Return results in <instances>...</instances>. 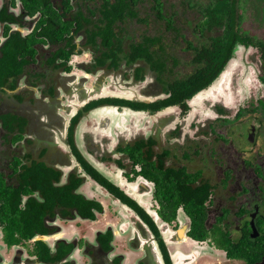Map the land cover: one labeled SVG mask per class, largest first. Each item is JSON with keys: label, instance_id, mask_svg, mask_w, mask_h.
<instances>
[{"label": "flooded vegetation", "instance_id": "flooded-vegetation-1", "mask_svg": "<svg viewBox=\"0 0 264 264\" xmlns=\"http://www.w3.org/2000/svg\"><path fill=\"white\" fill-rule=\"evenodd\" d=\"M60 1L53 0V3L60 5ZM3 8L22 24L7 22L10 34L30 35L40 19V13L33 17L24 14L20 0H0V10ZM4 26L0 23V48L8 38L3 34ZM77 37L80 42L76 41ZM73 42L76 49L66 66L55 68L62 59L49 63L50 55L59 45L39 44L35 47L36 54L27 59L22 73L13 80L14 88L0 85V264H124L127 250L132 254L131 264H264V63L261 55L259 75L252 68V76L245 82L238 76L237 88L241 84L246 89L240 90L247 95L237 89L242 100L231 120L226 116L232 95L223 89L221 104L203 114L197 112L190 124H183L181 120L192 111V102L207 100L208 96L200 95L213 92L214 84L222 81L230 62L208 88L185 102V108L138 110L130 104L152 106L167 98L157 75L141 60L132 65L119 61L117 68L98 65L91 52L83 48L82 34L74 36ZM84 51L92 59L75 66L86 74L85 78L98 77L103 72L100 78L105 79L106 75L117 73L125 81L145 83L149 75L150 85L157 88L148 96L154 97L151 100L111 94L95 97L94 91H81L77 104L60 105L58 96L72 89L68 85L74 79L70 76L71 57ZM177 61L178 64L168 59L167 68L172 72L166 71L167 76L176 73L180 64ZM136 68H140L141 78L134 76ZM104 109H112L118 115L128 111L144 115L137 121L143 130L156 120L161 126L168 121L162 113H178V118L175 117L177 123L165 137L160 136L161 126L149 129L146 135L136 129L130 138H117L108 147L104 141L112 140L111 135L93 136L95 131H91L95 123L90 116ZM138 146L140 156L135 163L126 151ZM83 162L130 202L136 203L153 221L156 232L113 191L94 180L84 170ZM145 162L161 170L157 191L155 183L133 173L140 172ZM114 172H120L125 183L115 184L114 178L107 175ZM167 172L172 176L171 181L165 177ZM177 172H181L179 177ZM128 184H132L131 194L127 193ZM175 185L178 188L174 189ZM169 187L173 189L165 194ZM66 188L74 204L60 202ZM140 195L151 196L154 205L139 201ZM100 199H110V202ZM82 200L101 206V212L91 209L94 220L80 213L77 205L81 209ZM114 205L124 214L122 223L119 221L115 228L107 225L91 240L83 238L85 222L97 221L99 216L113 219L120 215ZM106 232H111L109 242ZM193 233L201 238H194Z\"/></svg>", "mask_w": 264, "mask_h": 264}, {"label": "trees", "instance_id": "trees-1", "mask_svg": "<svg viewBox=\"0 0 264 264\" xmlns=\"http://www.w3.org/2000/svg\"><path fill=\"white\" fill-rule=\"evenodd\" d=\"M23 4V13L33 17L40 13V19L37 22L33 32L30 35L22 37L18 32L10 34V27L6 23L21 24L13 16H10L5 8L0 10V23L5 24L3 34L8 38L0 48V85L13 89L17 78L23 71L27 59L33 58L36 54V46L41 44L59 45L50 55L49 63L54 64L56 60L62 59L63 62L56 65L55 68L66 66L70 56L74 53L76 45L73 38L76 35H83L84 45L94 59H97L98 65L109 64V67L117 68L119 61H125L128 64H134L138 60L143 61L148 69L157 75V81L162 86L163 93L167 98L152 106L132 105L134 109H150L154 112L164 107L180 106L185 108V102L208 88L219 76L224 67L234 59L239 48H255L259 51L264 63V42L257 41L247 32L239 27L240 15L237 10V0H209L203 6L201 19L196 23V28L200 36L204 39L199 41L196 46L188 43V49L193 51L192 64L194 69L192 73L178 76V73L172 75L165 74L168 69V59H174L178 64L177 58L167 55L166 48L162 40V35L147 36L142 35L135 38L131 31H128L129 24L145 22L146 18H139V6L148 0H61L60 5H54L53 0H20ZM56 1V0H55ZM164 0H149L150 12L154 16L165 22L167 30L178 31L175 27L174 16L176 12L166 18ZM189 5V3H188ZM20 20V19H19ZM19 26H22L19 25ZM221 31L220 35L205 37L206 33ZM65 42V43H64ZM81 51V50H80ZM264 68V64H263ZM69 71V67H66ZM140 68L135 69L134 76L141 78ZM106 102H117L115 100H106ZM75 121V120H74ZM73 131H70V142ZM140 146L130 148L128 152L132 162L138 161ZM150 158L151 153L149 152ZM136 163V162H135ZM134 165V164H133ZM84 170L97 182L107 189L113 191L123 203L132 208L140 218L149 225L153 233L156 232L153 221L148 217L136 203L130 202L122 192L111 186L100 175L92 171L91 167L83 162ZM135 175H142L152 181L157 187L160 184L161 170L153 163H144L140 172H133ZM181 172H177V177ZM183 173V172H182ZM172 172V175H175ZM166 178L171 181V174L167 172ZM166 184L168 181H164ZM172 186V185H171ZM52 189V185L50 184ZM173 188H178L176 185ZM172 188V189H173ZM63 191L61 203H75L73 197L69 194V188ZM168 188L165 194L171 192ZM67 191V192H66ZM58 195V194H57ZM157 192H155V196ZM51 198H54L51 195ZM56 199L59 198L56 196ZM197 202V198L195 199ZM77 202V201H76ZM79 203V202H78ZM84 218L94 220L95 215L91 209L98 212L102 211L101 206L93 201L82 200L81 209L77 205ZM9 208L8 206L6 207ZM15 228V227H14ZM111 233V232H110ZM106 232L105 236L108 242L111 235ZM194 238H201L193 233Z\"/></svg>", "mask_w": 264, "mask_h": 264}, {"label": "rangeland", "instance_id": "rangeland-1", "mask_svg": "<svg viewBox=\"0 0 264 264\" xmlns=\"http://www.w3.org/2000/svg\"><path fill=\"white\" fill-rule=\"evenodd\" d=\"M208 1L209 0H164L163 3L165 4V9L167 12L166 18L172 15V11L176 12V16H174V25L178 29V31L167 30L165 28V22L163 20L157 19L154 16V13L149 11V0L145 1L139 6V18H146V21L140 23H133L132 25H130V23L128 31H131L134 35H136L135 38H140L142 35H147L150 37L162 35L161 37L165 45L167 55L177 58L180 62L175 72L179 74L178 76L183 77V75L190 74L193 71V65H191V61L193 60L194 55L192 49L187 48L188 43H192L193 46H196L199 41L204 40L200 36V32L198 31L195 25L198 20L201 19L202 16L200 9L205 6ZM237 10L240 15L238 22L240 29L242 31L247 32L252 37H255L257 41L264 42V0H237ZM220 34L221 31L218 30L206 33L205 37L207 38ZM76 41L80 42L81 39L77 37ZM43 50L45 51L46 49L44 48ZM41 54L45 53L41 52ZM91 59L92 56L87 51H84L81 55L75 54L71 57L69 65H71L72 70L70 76H73L74 79H71L70 81L72 82L68 83V85H70L72 89L68 93H62L60 94V96H58L60 105L70 104L73 106L74 104H77L78 94L81 93V91H94L96 94L95 97L106 95L109 96L110 94L112 96L125 95L132 97L136 100H151L154 97L148 96L149 93H154L157 88L155 85H150L151 78L149 77V75L146 76L145 83H135L133 81H130V79H127L128 81H125L123 80V78H120L117 73H111L109 75H106L105 79L100 78L101 75H103V72H99L98 77L94 75L95 77L90 76L88 78H85L87 77L86 74L80 69H78V67L75 65L76 63L87 64L90 62ZM259 59L260 53L257 49L242 47L239 48L234 59L230 61V66H228L226 70L227 72L222 76V81H217L214 84L213 92H205L200 95V97L203 98L208 96L206 100L207 102L205 100H200V102H198V100L195 99L194 102H192V111L190 112L187 118L185 117L184 120H181V123L190 124L192 118L196 115L197 112L203 114L205 111L208 110V108L212 109L216 104H221L224 101V99L222 98L224 96L221 95V90L223 89L225 93H231L232 95L230 110L226 116L227 119L231 120L232 117L235 115L237 104H239V102L242 100H239L240 97H238L237 95L238 88L236 84L237 80H239L238 76L240 75L243 82H245L246 78L249 75L250 77L252 76L253 70L256 72L257 75H259ZM249 64H251V66ZM252 68L253 70H250ZM238 85L240 86L238 91L246 89L241 84ZM242 92L243 95H247L244 91ZM71 110L72 109H70V111ZM124 115H128L129 117H125ZM161 115L163 119L164 117L165 119H168V121L163 123V127L161 126V122L158 123V120H156L154 125H152L153 123L149 124L148 128L143 130V128L140 127V124H138L137 121L141 120L144 115L134 114L130 111L118 115L117 113L115 114V111L112 109H104L101 111H97L96 113L90 116L92 118L91 121L95 123L93 125V128H91V131L92 133L93 130L95 131L93 133V136L96 133H102V135H111L112 140L109 141V139H106L104 141V143L108 142L106 144L108 147H110L111 145L113 146L117 138H130V134L134 133L136 129L138 132H142L143 130V135H146L149 129L154 130L155 128L161 126V128L163 129V133L160 136L165 137L166 135H169L168 132L170 133L175 123H177L176 118H178V113L173 114L172 112L168 115L162 113ZM122 118H124L123 121ZM246 119L248 120L249 118ZM200 120L203 121L202 118H200ZM121 121L125 122V125L122 124ZM123 129L125 130L126 134L122 131ZM107 175H110L114 178L115 184H117L118 182L125 183V179L124 177L120 176V172H114ZM128 185L129 186L127 189V193L131 194L133 193L132 184ZM134 188L135 186H133V189ZM100 200L106 202L107 199H104L105 201L102 199ZM138 200L143 203H148L150 204V206L154 205L151 200V196H141L138 197ZM107 201L110 202V199ZM116 207L117 206H115L114 209H118V211L121 209L119 207ZM116 217L110 219L109 216H101L99 219L101 221L107 220L110 222L114 221L115 223H118L124 218L123 212L120 210V215L118 216L117 214ZM124 237L126 238V235H124Z\"/></svg>", "mask_w": 264, "mask_h": 264}, {"label": "crops", "instance_id": "crops-1", "mask_svg": "<svg viewBox=\"0 0 264 264\" xmlns=\"http://www.w3.org/2000/svg\"><path fill=\"white\" fill-rule=\"evenodd\" d=\"M104 217V216H103ZM100 217H98L97 221L94 222H85L83 224L82 227V233L81 236H83V238H87L88 240L93 237V235H95V233L99 230H105V228L107 227V225H111L113 228L116 227V224L114 221L110 222L107 220H100ZM121 222V221H120ZM125 254L127 255V259L124 261V264H131L133 262V260H131L132 254L129 252V250H127L125 252ZM130 258V259H129Z\"/></svg>", "mask_w": 264, "mask_h": 264}]
</instances>
